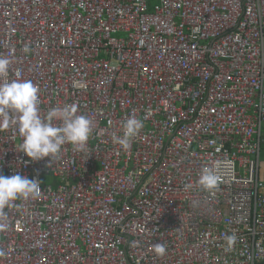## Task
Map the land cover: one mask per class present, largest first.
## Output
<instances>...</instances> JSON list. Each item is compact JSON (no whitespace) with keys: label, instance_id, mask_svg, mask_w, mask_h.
Wrapping results in <instances>:
<instances>
[{"label":"built area","instance_id":"obj_1","mask_svg":"<svg viewBox=\"0 0 264 264\" xmlns=\"http://www.w3.org/2000/svg\"><path fill=\"white\" fill-rule=\"evenodd\" d=\"M0 57L42 115L93 122L50 163L0 129V175L40 181L0 211V264H264V0H0Z\"/></svg>","mask_w":264,"mask_h":264},{"label":"clouds","instance_id":"obj_2","mask_svg":"<svg viewBox=\"0 0 264 264\" xmlns=\"http://www.w3.org/2000/svg\"><path fill=\"white\" fill-rule=\"evenodd\" d=\"M9 66L10 60L0 57V129L16 128L21 137L19 151L32 162L47 157L50 163L59 158L65 145L83 150L93 132V122L85 115H78L75 104L52 107L42 115L39 89L28 80H6ZM143 126L141 119L130 115L123 124L122 135L113 138L127 150ZM219 180V165L212 164L201 169L197 183L202 189L212 191L217 188ZM191 187V184L185 185L186 190ZM39 192L40 181L37 179L19 173L0 175V211L12 207L17 200L35 199ZM226 239L231 245L236 236L233 234ZM155 247L159 254L164 253V245Z\"/></svg>","mask_w":264,"mask_h":264},{"label":"rangeland","instance_id":"obj_3","mask_svg":"<svg viewBox=\"0 0 264 264\" xmlns=\"http://www.w3.org/2000/svg\"><path fill=\"white\" fill-rule=\"evenodd\" d=\"M260 162H261V165L263 166V165H264V156L261 157ZM45 181H46L47 183H51V181H52V180H51V176L46 177V178H45Z\"/></svg>","mask_w":264,"mask_h":264},{"label":"trees","instance_id":"obj_4","mask_svg":"<svg viewBox=\"0 0 264 264\" xmlns=\"http://www.w3.org/2000/svg\"><path fill=\"white\" fill-rule=\"evenodd\" d=\"M262 156H264V147L262 148Z\"/></svg>","mask_w":264,"mask_h":264},{"label":"crops","instance_id":"obj_5","mask_svg":"<svg viewBox=\"0 0 264 264\" xmlns=\"http://www.w3.org/2000/svg\"><path fill=\"white\" fill-rule=\"evenodd\" d=\"M262 167H263V170H264V165Z\"/></svg>","mask_w":264,"mask_h":264}]
</instances>
